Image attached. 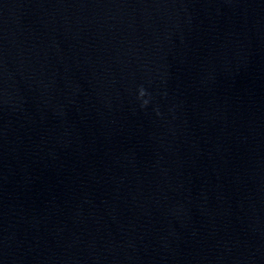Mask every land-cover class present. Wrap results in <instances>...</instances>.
I'll list each match as a JSON object with an SVG mask.
<instances>
[{
    "label": "water",
    "instance_id": "obj_1",
    "mask_svg": "<svg viewBox=\"0 0 264 264\" xmlns=\"http://www.w3.org/2000/svg\"><path fill=\"white\" fill-rule=\"evenodd\" d=\"M0 264H264V0H0Z\"/></svg>",
    "mask_w": 264,
    "mask_h": 264
},
{
    "label": "clouds",
    "instance_id": "obj_2",
    "mask_svg": "<svg viewBox=\"0 0 264 264\" xmlns=\"http://www.w3.org/2000/svg\"><path fill=\"white\" fill-rule=\"evenodd\" d=\"M145 95H147L146 90L141 87V89L139 90V96L144 97ZM147 103H148V100L143 101V105H147Z\"/></svg>",
    "mask_w": 264,
    "mask_h": 264
}]
</instances>
